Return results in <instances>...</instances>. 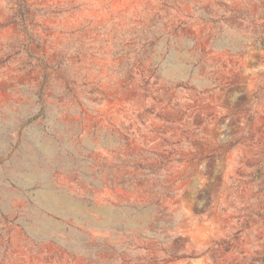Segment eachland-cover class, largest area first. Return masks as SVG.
<instances>
[{"label":"rangeland","instance_id":"374dc122","mask_svg":"<svg viewBox=\"0 0 264 264\" xmlns=\"http://www.w3.org/2000/svg\"><path fill=\"white\" fill-rule=\"evenodd\" d=\"M0 264H264V0H0Z\"/></svg>","mask_w":264,"mask_h":264}]
</instances>
